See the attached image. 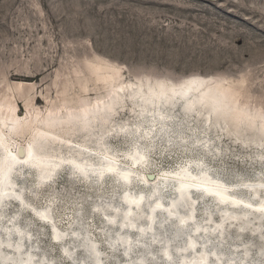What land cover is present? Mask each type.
<instances>
[{
	"label": "rangeland",
	"instance_id": "obj_1",
	"mask_svg": "<svg viewBox=\"0 0 264 264\" xmlns=\"http://www.w3.org/2000/svg\"><path fill=\"white\" fill-rule=\"evenodd\" d=\"M99 62L120 69L126 83L144 77L172 82L191 75L211 77L213 83L232 86L240 102L247 103L254 112L258 109L264 112V0H0V98L11 99L19 107L17 113L22 118L28 113L27 103H32L29 108L32 114L41 111L44 115L47 109L60 108L64 100L78 107L83 101L105 96V86L91 72L93 65ZM85 86L87 92L83 91ZM142 90H147L146 85ZM131 101L139 102V98H124L125 107L119 108L116 124L135 122ZM175 106L183 109L182 101H177ZM173 116L175 124L182 121L179 109ZM213 119L211 123L215 124L217 120ZM77 131L83 133L81 127ZM129 131L137 134L132 127L127 129ZM157 132L151 136H156ZM202 132L198 130L197 134L203 143L205 134ZM188 134L186 132V136ZM216 134L209 136L213 146L207 152L199 145H191V151L179 144L166 147L157 138L154 146H146L148 164L144 171L156 177L176 172L192 160L204 159L208 168L222 172L229 185L239 184L237 189L241 195L249 198L245 184H255L257 179L264 178V156L258 157L264 152L244 148L222 133ZM24 140L19 142L20 150ZM109 144L116 151L120 165L127 168L130 158L125 155L132 149L131 142L114 131ZM15 174L18 190L24 186L36 189V177L31 171L22 169ZM139 175L132 178L136 185L134 192L143 188L153 190L155 186L142 181ZM72 178L75 177L70 169L63 167L52 187L36 189L37 197L26 191V200L40 209L56 196L55 221L61 231L68 233L65 243L71 247L69 229L76 209L82 206L79 202L83 201L84 223L96 240L104 264H123L125 257L121 248H109L103 235L107 217L93 213L100 192L89 189L83 182L70 181ZM160 184L157 187L161 188L167 204L174 197L176 183L170 180ZM113 185L115 181L108 178L103 188L105 196L111 194ZM121 186L116 187L118 197ZM192 194L201 196L198 192ZM206 206L216 208L209 197L198 199L196 216L203 225H206ZM149 209L146 206L145 212ZM19 211L22 222L32 223L33 239L43 247L48 259L55 264H71L62 255L61 246L53 243L49 228L14 202L8 207L5 223ZM163 218L159 219L160 225ZM214 221H219L218 213H214ZM232 228L235 226L230 232ZM133 236L134 243L139 244ZM241 239L232 240L227 246L228 250H237L238 258L242 257L241 245L257 242L251 234ZM257 247L252 250V261L264 264V260L257 257ZM151 249L162 253L156 244ZM75 251L81 263L83 254L78 247ZM163 262L158 255L157 264ZM87 264L91 262L87 260Z\"/></svg>",
	"mask_w": 264,
	"mask_h": 264
},
{
	"label": "bare ground",
	"instance_id": "obj_2",
	"mask_svg": "<svg viewBox=\"0 0 264 264\" xmlns=\"http://www.w3.org/2000/svg\"><path fill=\"white\" fill-rule=\"evenodd\" d=\"M91 72L105 86L106 95L94 101H83L78 107L64 100L60 108L47 109L42 115L41 111L32 114L29 109L32 103H27L28 113L22 118L17 113L19 107L11 99L0 98V196L7 197L0 202V264H55L33 239L32 223L22 222L20 211L5 223L11 202L49 228L53 243L61 246L62 255L71 264H87V260L91 264H104L96 240L84 223L83 201L79 202L82 206L76 209L69 229L72 231L71 247L65 243L68 233L61 231L55 221L56 196L53 195L51 203L40 209L26 200V191L37 197L36 189L52 187L63 167L69 168L75 177L70 181L83 182L89 189L100 192L93 213L107 217L103 235L109 248H121L125 257L123 264H157L158 255L164 260L162 264H257L251 258L256 246L257 257L264 260V178L260 177L255 184H245L250 195L245 198L237 189L239 184L229 185L223 173L212 171L204 159L192 160L178 171L158 174L153 180H149V174L144 171L148 164L146 146H154L157 138L166 147L179 144L191 151V145H199L207 152L213 146L209 136L219 132L244 148L253 147L264 152V112L261 109L254 112L247 103L240 102L232 86L213 83L211 77L191 75L178 82L144 77L126 83L120 69L107 62L93 65ZM145 85L147 90H142ZM83 91L87 92L86 86ZM133 96L139 98V102L131 101L135 111L133 126L116 124L119 108L125 107L124 98ZM177 101H182L183 109L175 106ZM177 109L182 121L175 124L173 115ZM213 118L217 120L215 124L211 123ZM230 121L235 122L231 124ZM79 127L83 129L82 134H78ZM130 127L136 135L127 132ZM198 130L205 134L203 143ZM114 131L131 142L132 149L125 155L130 158L127 168L120 165L116 151L109 144ZM154 131H158L157 135L151 136ZM186 132H189L188 136ZM26 136L28 138L24 140ZM22 140L25 144L20 157L18 150ZM263 156L264 153L258 155L260 159ZM8 168L11 169L7 176L4 174ZM22 169L35 175V190L25 186L22 190L17 189V179L13 176ZM138 173L142 181L155 186L153 190L143 188L134 192L136 185L132 178ZM104 177H107L106 181L108 178L115 181L109 196H105L103 190ZM170 180L176 183V192L166 204L157 185ZM119 186L122 191L118 197L116 187ZM192 188L196 190L190 191ZM184 190L189 191V203L177 215L173 210L177 192ZM196 192L201 196H193ZM145 196L150 198L146 205L149 211L146 213L142 207L134 211L132 206L138 205ZM203 197H209L216 206L215 210L208 206L204 208L206 225L196 216L197 201ZM235 205L238 207L234 208ZM157 207L166 210L158 213L160 217L164 216L161 225L153 212ZM129 213L139 217L128 219ZM214 213H218V222L214 221ZM187 220L191 222L187 224ZM183 222L185 225L181 227ZM232 226L235 228L230 232ZM245 234L255 236L257 242L240 244L242 257L238 258L237 250H228L227 246ZM133 235L139 244L134 243ZM153 244L160 247L161 255L151 249ZM76 247L83 254L81 263L77 261Z\"/></svg>",
	"mask_w": 264,
	"mask_h": 264
},
{
	"label": "water",
	"instance_id": "obj_3",
	"mask_svg": "<svg viewBox=\"0 0 264 264\" xmlns=\"http://www.w3.org/2000/svg\"><path fill=\"white\" fill-rule=\"evenodd\" d=\"M212 121H214V119L212 120ZM15 165V164H14ZM13 165V166H14ZM10 169L11 168H8L7 169V173H5L4 175H7L8 174V172H10ZM88 175H89V172L87 173ZM80 175H83L81 172H80ZM8 176V175H7ZM155 178V176L154 175H149L148 176V179L149 180H153ZM124 182H126V181H124ZM126 183H129V182H126ZM194 190H196V189H191L190 191H194ZM161 192V188H159V193ZM188 193H189V191L188 190H184V191H182V192H177V199H176V203H175V205H174V208H173V210L174 211H176L175 213L178 215V213L182 210V208H183V206L184 205H186V203H189V199H188ZM7 199V197H4V196H0V202H2L3 200H6ZM150 200V198H148L147 196H145V198L140 202V203H138V205H133L132 207H133V209H134V211H136V210H138V208L140 209L141 207L145 210V208H146V205H147V203H148V201ZM123 201V200H122ZM124 202V201H123ZM125 203V205H129V204H126L127 202H124ZM221 204H227V205H230V204H228L227 202L226 203H222L221 202ZM190 206V205H189ZM231 206V205H230ZM234 208H236V207H238L237 205H235V206H233ZM161 211H166V210H162L161 208H155L154 209V214L156 215L155 216V220H157V221H159V219H160V216H159V212H161ZM167 213V212H166ZM262 213L264 214V211H262ZM121 216V215H120ZM137 217H139V216H137V214L136 213H129V214H127V218L128 219H134V218H137ZM118 219H119V216L117 217ZM146 219H148V218H146ZM191 222V220H187L186 221V223L187 224H189ZM185 224H184V222L183 223H181L180 224V226L181 227H183Z\"/></svg>",
	"mask_w": 264,
	"mask_h": 264
},
{
	"label": "snow or ice",
	"instance_id": "obj_4",
	"mask_svg": "<svg viewBox=\"0 0 264 264\" xmlns=\"http://www.w3.org/2000/svg\"><path fill=\"white\" fill-rule=\"evenodd\" d=\"M18 155L23 156V150H18Z\"/></svg>",
	"mask_w": 264,
	"mask_h": 264
}]
</instances>
